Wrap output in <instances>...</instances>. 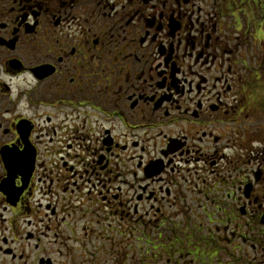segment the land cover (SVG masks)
Masks as SVG:
<instances>
[{
	"label": "flooded vegetation",
	"instance_id": "flooded-vegetation-1",
	"mask_svg": "<svg viewBox=\"0 0 264 264\" xmlns=\"http://www.w3.org/2000/svg\"><path fill=\"white\" fill-rule=\"evenodd\" d=\"M263 81L264 0H0V264H264Z\"/></svg>",
	"mask_w": 264,
	"mask_h": 264
},
{
	"label": "rangeland",
	"instance_id": "rangeland-1",
	"mask_svg": "<svg viewBox=\"0 0 264 264\" xmlns=\"http://www.w3.org/2000/svg\"><path fill=\"white\" fill-rule=\"evenodd\" d=\"M260 82V81H259ZM263 83V85H264V81L262 82ZM263 85H261V86H263ZM260 87V86H259ZM263 90V89H262ZM260 93H261V91H260ZM257 97H258V94H257Z\"/></svg>",
	"mask_w": 264,
	"mask_h": 264
}]
</instances>
